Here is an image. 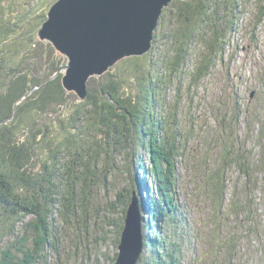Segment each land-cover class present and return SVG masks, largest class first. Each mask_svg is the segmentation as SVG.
Instances as JSON below:
<instances>
[{
    "label": "trees",
    "instance_id": "trees-1",
    "mask_svg": "<svg viewBox=\"0 0 264 264\" xmlns=\"http://www.w3.org/2000/svg\"><path fill=\"white\" fill-rule=\"evenodd\" d=\"M55 1L26 0L25 4L21 6L15 0H0V264L62 263L64 255L60 250V245L67 240V237L60 241L61 227L59 228V223L65 225V234L66 226H70L67 220L76 219L78 207L81 208L80 205L83 206L85 202V193L94 191V187L101 177L94 166L95 163L99 162L100 169L107 170V166H109L108 153L111 152L114 156H124L126 163L128 156L124 150L126 144H129L128 134L133 128V116L131 115L136 112L138 115L143 111L147 112V106H150L153 109L152 112L155 113L151 101L156 100L163 108V111L158 114L163 115L165 120L160 123H152L149 117L143 114L140 116L141 121L147 123V119H149L151 122L149 129L152 127L156 129L155 126L159 125L165 134L168 129L174 140L179 138L176 112H172L169 108L166 113L163 104L165 95L160 89V83H162V76L164 79L167 77V72H162L164 66L185 62L190 55L188 46L192 45L200 44L202 50L196 54L199 58L205 60L209 52L212 59L216 52L215 39L211 44L209 36L223 38L228 35L225 31L226 23L223 29H220V33L216 32L218 23H224V19L220 15L215 21L213 20V16L217 12L215 13L212 8L206 5L210 3V0H205V2L204 0L187 2L175 0L169 8L162 11L156 30L157 35L154 34L156 36L152 42V51L142 57L125 58L117 62L109 69L106 79L96 80L100 84L99 87L93 89L90 86L92 99L90 96L86 98L84 104L78 102L74 105L73 98L70 95L66 96L62 80L55 78L50 82L47 81L49 76L55 72L53 71L56 64L55 59L60 56L49 44L37 39V31ZM220 4L222 6L220 9H223L226 5H232L233 0L229 2L221 0ZM169 14L171 15L170 25L177 28L173 37L177 38L175 48L179 46V52L176 50L173 56H169V59L173 58V63L169 62L167 56L161 58L158 55L157 59H162L164 62L161 60L160 64L154 67V53L160 52L165 55L167 44L161 51L160 46L155 42L159 30L163 29ZM228 18L229 16H225L226 21ZM205 26L209 36L204 30L202 32ZM201 32L202 34H200ZM154 45L158 49L154 50ZM224 46L227 48L226 43ZM169 49L171 48L168 47L167 50ZM207 64L197 67L194 80L198 81L200 76L201 79L206 76L208 70L203 75H201V70ZM64 65L65 60L63 59V67ZM159 71L162 74L158 77L157 83L154 78ZM261 78L264 79V74ZM144 84L146 85L145 89ZM101 86L110 92L115 107L99 98L97 91ZM33 87L37 88L29 94L26 100H23V94L29 93ZM99 95L102 96L100 93ZM69 100L72 106L69 105ZM19 101L21 102L19 103ZM16 103L19 104L15 107ZM261 107L263 112L260 111V113L263 116L253 122L257 123L258 129L263 130L264 103L261 104ZM124 109H128L129 112ZM68 111L72 112L71 118L66 117L65 113ZM129 113L133 114L129 115ZM251 123L250 121L248 127ZM98 124H100L99 128ZM252 125L254 126L253 123ZM141 130L143 137L145 129L141 127ZM155 134V139H157L158 132ZM225 139L230 140L226 137ZM181 141L179 140L178 143ZM41 142H45L43 161L38 149ZM223 143L225 142L223 141ZM256 144L261 151L260 154L258 152L255 166L257 170L254 174L257 173L260 176L258 167H263L261 179L258 180V177H254L250 167L245 170L242 167L240 170H244L243 173L249 182L253 183L255 180L260 182V192L264 194V135L260 136L258 140L256 139ZM158 145L159 147H156L152 142L147 143L148 157L152 160L149 169L152 182L149 183L156 186L159 194H166L165 198L161 194L162 207L164 205L166 207L162 212L167 215L164 216V227L172 234L179 226H183L186 230L188 225L186 218L179 215L182 205L173 191V186L179 183V176L170 174L176 155H173L170 147H161L159 143ZM225 148L228 149L226 145ZM138 149L144 150L143 147ZM47 152L52 157L51 168L45 161ZM84 153L91 155L82 156ZM134 156L135 152L132 155L135 161ZM230 162H226V164L228 165ZM205 167L208 168L206 165ZM111 169L113 173L116 170L115 167ZM220 170L218 168L217 171ZM215 178V190L218 200H220L222 198L220 190L224 187L225 181L220 174H215ZM77 184L85 188L88 186V189L83 190L81 187L76 193L73 187H78ZM63 185L66 189L63 188ZM241 189V192L236 194L248 197L251 189L249 190L243 185ZM125 193L127 194L124 202L126 209L130 199L128 196L130 189ZM240 200L237 198L231 203L225 200V208L235 215L239 209L238 201ZM252 204L247 201L245 210L247 208L251 210ZM32 213L37 214L35 219H31ZM85 214L81 213V215ZM225 215L227 218L229 212L226 211ZM43 216L45 219L42 218ZM55 217H57L56 222ZM197 220L194 218L192 222ZM252 220L249 219V221ZM239 223L243 225L240 220ZM227 225H230L228 221ZM84 226L86 227V225ZM260 226L261 223L258 221L253 227L248 224V233L253 236L254 231H259ZM168 231L166 233H169ZM163 236L154 234L155 243L153 245L156 246L155 249L159 254H157L158 258L149 264H175L176 259L180 257V252L174 245L173 236L171 240L163 238ZM223 238L224 245L229 240L226 236ZM229 239L232 240L230 237ZM254 240L259 243L257 246L260 250L255 264H264V248L261 250L262 246L258 237H254ZM253 261L252 258L251 262Z\"/></svg>",
    "mask_w": 264,
    "mask_h": 264
},
{
    "label": "rangeland",
    "instance_id": "rangeland-1",
    "mask_svg": "<svg viewBox=\"0 0 264 264\" xmlns=\"http://www.w3.org/2000/svg\"><path fill=\"white\" fill-rule=\"evenodd\" d=\"M15 1L22 6L26 0ZM209 2L205 4L215 13L217 12L213 16V20L215 21L220 15L224 19V23H218L216 32L220 33V29H223L226 23L225 31L228 34L227 37L214 38L208 35L206 26L202 29V32L204 30L209 36L211 44L215 39L216 52L212 59L209 52L205 60L196 55L202 50L200 44L188 46L190 55L181 64L175 65L172 62L173 58L169 59V56H173L176 50L179 52V46L175 48L177 38L173 37L177 28L170 25V14L166 17L163 29L159 30L155 42L160 46L161 51L166 44L167 46L165 55L160 52L154 53V67L158 66L162 60L157 59L158 55L161 58L167 56L169 62L173 63L164 66L162 72H167V77L164 79L162 76L160 89L165 95L163 104L166 113L169 108L172 112H176L179 138L174 140V137L169 134V130L167 129L165 134L159 125L155 126L156 129L154 127L149 129L151 124L149 119L152 123H160L165 120L163 115L158 114L163 111V108L156 100L151 101L155 113L152 112L153 109L150 106H147V112L143 111L140 115L136 112L131 115L133 116V128L128 134L129 144H126L124 150L128 156L126 163L124 156H114L112 152L108 153L109 166H107V170L100 169L99 162L95 163L94 166L99 171L98 175L101 176L100 181L97 182L93 192L85 193V202L83 206L80 205L81 208L78 207L76 219L67 220L71 227L66 226L65 234V225L59 223V228L61 227L60 241L67 237V240L60 245L64 260H61L62 263L59 264H117L120 238L125 227L124 210L126 211L129 204L125 209L124 202L127 197L125 192L129 189L130 199L132 193L135 195L142 231L140 259H137V264H149L158 258L159 252L153 245L155 243L154 234L160 235V237L164 235L163 238L170 240L173 236L174 245L180 252V257L176 259L175 264H255L260 250L257 246L259 243L254 240V237L259 238L261 250L264 248V194L260 192V182L257 180L253 183L249 182L243 171L250 167L254 177H258V180L261 179L263 171V167L259 166L260 176L257 173L254 174L257 170L255 166L258 152L260 154L261 151L256 144V139L258 140L260 136L264 135V129H258L257 123L253 121L261 119L263 116L260 111L263 112L261 104L264 103V79L261 78L264 74V0H233L232 5H226L223 9H220L222 7L221 0H210ZM171 3L166 8H169ZM225 16H229V22L226 21ZM157 27L158 23L154 31L156 35ZM39 30L37 31L38 40ZM157 42L159 43L157 44ZM47 44L52 47V44ZM156 45H154V50L158 49ZM168 47L171 49L167 50ZM151 48H153V44ZM184 49L187 52L185 46ZM151 51L152 49L146 54ZM58 55L60 57L55 59L56 64L53 69L55 72L49 76L48 82L55 78L61 80L66 73L65 69L61 71V68H63V59L66 64L67 58L59 52ZM162 62L164 61L162 60ZM206 63L208 64L201 70V75L208 70L206 76L202 79L200 76L198 81L194 80L197 67ZM108 71L87 80L84 99L79 98L73 91L66 90V96L70 95L73 98L74 105L78 102H85L87 97L91 96L92 99L90 86L93 89L99 87L100 84L96 80L106 79ZM162 72L156 73L155 82L158 83V77ZM145 87L144 84V89ZM36 88L33 87L29 93L23 94V100H26ZM97 95L115 107L110 92L103 86L97 91ZM19 103H16L15 107ZM69 105L72 106L70 100ZM128 109L124 110L129 112ZM65 114H67V118L72 117L70 111ZM143 114L149 117L147 123L140 119ZM250 121L254 126L251 123L248 127ZM99 126L100 124H98V128ZM141 127L145 129L143 137L141 136ZM155 132H158L157 139H155ZM179 140L182 141L178 143ZM38 142L40 141L38 140ZM98 142L100 143V140ZM151 142L156 147H159L158 143L161 147H170L173 155H176L171 166L173 170L169 172L179 176V183L173 186V191L182 205L179 215L184 216L189 224L186 231L183 226H179L170 234V231L164 227V216L167 215L162 212L166 209L165 205L162 207L161 203V194L163 195V193L159 194L156 186L149 183L152 182L149 175L152 160L148 157L147 143ZM44 143L41 142L38 145L42 161L44 160ZM225 145L228 147L227 150ZM139 147H143L144 150H139ZM134 152L135 161L132 158ZM88 155L91 154L84 153L82 156ZM84 158L86 159V157ZM51 159L52 157L47 152L45 161L49 168L52 166ZM229 161L231 162L227 165L226 162ZM113 167L116 169L114 173L111 169ZM242 167L243 171L240 170ZM218 168L221 170L217 171ZM215 174H220L225 181L224 187L220 190V194L222 192L220 200H218L215 190ZM77 185L78 187H73L76 193L81 187L83 190L88 189V186L85 188ZM242 185L251 189L248 197L236 194L241 192ZM163 196L165 198L166 194L164 193ZM237 198L241 199L238 201L239 209L233 215L232 211L225 208V200L231 203ZM247 201L253 203L251 205L252 212L249 208L245 210ZM226 211L229 212L227 218ZM81 213L86 214L81 215ZM132 213L134 214V212L128 211L127 214L134 219ZM35 216L37 214L32 213L31 219H35ZM42 218L45 219V216ZM194 218L198 220L192 222ZM249 219L253 220L249 221ZM239 220L243 225H240ZM56 221L57 217H55ZM227 221L230 223V228ZM256 221L261 223L259 231H262L259 233L258 230H255L252 236L248 233L247 227L248 224L253 227ZM187 230L190 238L187 236ZM167 231L169 233H166ZM224 236L229 240H226L229 243L225 242L223 245ZM252 258L253 262H251Z\"/></svg>",
    "mask_w": 264,
    "mask_h": 264
},
{
    "label": "water",
    "instance_id": "water-1",
    "mask_svg": "<svg viewBox=\"0 0 264 264\" xmlns=\"http://www.w3.org/2000/svg\"><path fill=\"white\" fill-rule=\"evenodd\" d=\"M174 0H56L38 33L68 60L63 86L86 97V81L150 51L162 10ZM128 211L134 212L132 219ZM136 211V212H135ZM134 193L125 211L117 264H136L141 222ZM130 216V218H129Z\"/></svg>",
    "mask_w": 264,
    "mask_h": 264
},
{
    "label": "bare ground",
    "instance_id": "bare-ground-1",
    "mask_svg": "<svg viewBox=\"0 0 264 264\" xmlns=\"http://www.w3.org/2000/svg\"><path fill=\"white\" fill-rule=\"evenodd\" d=\"M180 1H183V2H187V1H190V0H180ZM55 51L58 53L59 51L58 50H56L55 49ZM67 63H68V60H67V62H66V64L64 65V67L61 69V71H63L64 69H65V67H66V65H67ZM259 65V64H258ZM261 67V66H260ZM261 77H263V76H261ZM87 82V81H86ZM63 81H62V86H63ZM63 88H64V86H63ZM65 89V88H64ZM66 90V89H65ZM70 92V91H69ZM255 118V117H254ZM216 221V220H215ZM187 225H189L188 224V222H187ZM187 228H188V226H187ZM186 231V230H185ZM187 236H188V238L190 237V235H189V232H188V230H187ZM137 264V263H136Z\"/></svg>",
    "mask_w": 264,
    "mask_h": 264
}]
</instances>
